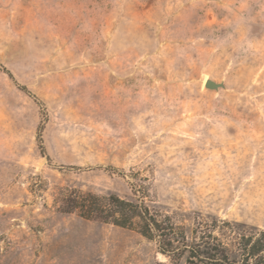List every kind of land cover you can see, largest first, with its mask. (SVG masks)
<instances>
[{"label": "rangeland", "instance_id": "obj_1", "mask_svg": "<svg viewBox=\"0 0 264 264\" xmlns=\"http://www.w3.org/2000/svg\"><path fill=\"white\" fill-rule=\"evenodd\" d=\"M135 181L189 237L264 230V0H0V264H175L57 209Z\"/></svg>", "mask_w": 264, "mask_h": 264}, {"label": "trees", "instance_id": "obj_2", "mask_svg": "<svg viewBox=\"0 0 264 264\" xmlns=\"http://www.w3.org/2000/svg\"><path fill=\"white\" fill-rule=\"evenodd\" d=\"M3 70L13 78L9 71ZM19 88L37 101L25 86ZM41 151L48 158L43 146ZM130 184L135 196L139 195L137 200L115 193L98 195L76 188H61L56 199L57 209L87 221L134 231L155 243L158 251L175 264L182 260L185 264H264V230L239 229L224 220H200L189 237L184 227L169 214L146 205L143 184L136 181Z\"/></svg>", "mask_w": 264, "mask_h": 264}, {"label": "water", "instance_id": "obj_3", "mask_svg": "<svg viewBox=\"0 0 264 264\" xmlns=\"http://www.w3.org/2000/svg\"><path fill=\"white\" fill-rule=\"evenodd\" d=\"M205 88L212 90H220L222 88H225V85L223 83H216L213 80L209 79L205 82Z\"/></svg>", "mask_w": 264, "mask_h": 264}]
</instances>
